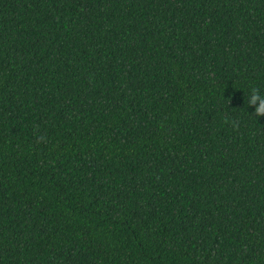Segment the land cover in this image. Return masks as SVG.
Instances as JSON below:
<instances>
[{"label":"trees","instance_id":"1","mask_svg":"<svg viewBox=\"0 0 264 264\" xmlns=\"http://www.w3.org/2000/svg\"><path fill=\"white\" fill-rule=\"evenodd\" d=\"M264 0H0V264H264Z\"/></svg>","mask_w":264,"mask_h":264},{"label":"clouds","instance_id":"2","mask_svg":"<svg viewBox=\"0 0 264 264\" xmlns=\"http://www.w3.org/2000/svg\"><path fill=\"white\" fill-rule=\"evenodd\" d=\"M248 105L254 106V113L256 115H264V93L259 89L253 88L250 91Z\"/></svg>","mask_w":264,"mask_h":264}]
</instances>
